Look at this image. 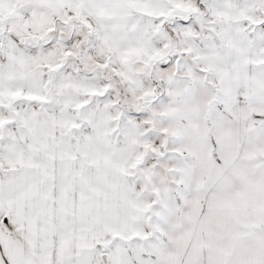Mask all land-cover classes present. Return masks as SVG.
Instances as JSON below:
<instances>
[{"label":"snow or ice","instance_id":"6c2138e0","mask_svg":"<svg viewBox=\"0 0 264 264\" xmlns=\"http://www.w3.org/2000/svg\"><path fill=\"white\" fill-rule=\"evenodd\" d=\"M0 264H264V0H0Z\"/></svg>","mask_w":264,"mask_h":264}]
</instances>
